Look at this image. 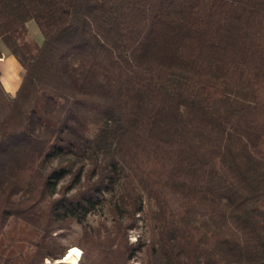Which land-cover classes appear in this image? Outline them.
Segmentation results:
<instances>
[{"label":"trees","instance_id":"1","mask_svg":"<svg viewBox=\"0 0 264 264\" xmlns=\"http://www.w3.org/2000/svg\"><path fill=\"white\" fill-rule=\"evenodd\" d=\"M2 48L0 264H264V0H0Z\"/></svg>","mask_w":264,"mask_h":264},{"label":"rangeland","instance_id":"2","mask_svg":"<svg viewBox=\"0 0 264 264\" xmlns=\"http://www.w3.org/2000/svg\"><path fill=\"white\" fill-rule=\"evenodd\" d=\"M27 30H28V34L30 35V37H32L33 39H35L39 43L41 42V35H40L39 31H38V28H37L36 24L33 21H30V22L27 23ZM1 59H2V61H1ZM1 59H0V74H1V80H2L1 82L4 81V84H5V79L6 80L10 79L9 81L13 82V87L16 88L17 85L20 84L21 74H22V69H21V66H20L19 62L12 55H10L8 53V51L6 49H4V48H2V57H1ZM10 62L12 64H10ZM4 86H3L4 89L7 88V85H4ZM8 94L9 95H13V94H11L10 91L8 92ZM67 160L68 159H64L63 162H67ZM55 163H56V161L52 162L53 165ZM79 165H80V162L79 161H75V163L73 164L72 169L74 170ZM67 179H68V177L66 178V180L64 182H66ZM98 213H100V214H102V215H104L106 217L105 208L98 209ZM97 219H98V215H96V214L90 215V216L87 217L86 223L89 226H93L96 223ZM137 233H140V231L136 230V231H131L130 232V235H129L130 242H134V240H135V238L137 236ZM56 234H57V241L66 250V254L64 255V257L67 255V253L69 252L71 247L78 248L77 246H75V244H76L77 239L80 237L81 228H80V225H78L77 223H72L66 228H62V229L57 230ZM80 252H81V250H80ZM80 256H81V253H80ZM80 256L72 264H78ZM64 257L61 260H63ZM54 262L55 261H53L50 264H54ZM45 263L49 264L48 261H45ZM61 264H63V263H61Z\"/></svg>","mask_w":264,"mask_h":264},{"label":"bare ground","instance_id":"3","mask_svg":"<svg viewBox=\"0 0 264 264\" xmlns=\"http://www.w3.org/2000/svg\"><path fill=\"white\" fill-rule=\"evenodd\" d=\"M80 250L76 247H73L69 250L67 255L64 257V259L61 261L63 264H72L74 263L77 258L80 256Z\"/></svg>","mask_w":264,"mask_h":264},{"label":"crops","instance_id":"4","mask_svg":"<svg viewBox=\"0 0 264 264\" xmlns=\"http://www.w3.org/2000/svg\"><path fill=\"white\" fill-rule=\"evenodd\" d=\"M1 61H2V59H1ZM10 64H12L11 62H10ZM10 80V79H9ZM9 80H6L5 79V84H4V81L2 82V84H3V86L4 85H7V88H5V90L7 91V93L10 91L11 92V94H15V91L17 90V88H18V86H19V84L17 85V87L15 88V87H13V82L12 81H9ZM2 81V80H1ZM5 87V86H4ZM15 88V89H14ZM14 90V91H13ZM12 95V96H13Z\"/></svg>","mask_w":264,"mask_h":264},{"label":"water","instance_id":"5","mask_svg":"<svg viewBox=\"0 0 264 264\" xmlns=\"http://www.w3.org/2000/svg\"><path fill=\"white\" fill-rule=\"evenodd\" d=\"M62 260L55 261L54 264H61Z\"/></svg>","mask_w":264,"mask_h":264}]
</instances>
